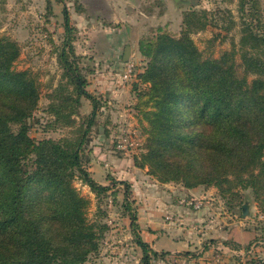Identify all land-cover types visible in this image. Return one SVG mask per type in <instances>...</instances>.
Listing matches in <instances>:
<instances>
[{"label": "rangeland", "instance_id": "rangeland-1", "mask_svg": "<svg viewBox=\"0 0 264 264\" xmlns=\"http://www.w3.org/2000/svg\"><path fill=\"white\" fill-rule=\"evenodd\" d=\"M238 3L131 0V14L122 15L130 21L117 22L112 0H0V39L18 46L15 70L29 71L37 83L39 103L28 120L30 136L37 142L79 141L93 111L87 98L80 96L78 106L68 97L79 96L60 58L67 38L64 6L69 11L74 49L70 61L100 103L82 160L99 184L110 187L98 197L79 178L73 182L91 201L88 218L94 222L99 217L108 226L92 264H143L132 212L143 240L167 235L190 245V251L174 254L167 245L153 246L158 256L151 264H264V212L252 189L232 197L214 186L188 189L182 183L161 182L143 159L151 136L148 113L155 110L151 85L142 78L152 59L143 43L161 34L181 39L184 15L195 10L207 23L191 34L203 57L220 59L236 49L234 58L243 76ZM254 3L250 19L255 18L257 29L264 33V0ZM128 46L132 51L124 62ZM123 182L130 185L129 201Z\"/></svg>", "mask_w": 264, "mask_h": 264}, {"label": "trees", "instance_id": "trees-1", "mask_svg": "<svg viewBox=\"0 0 264 264\" xmlns=\"http://www.w3.org/2000/svg\"><path fill=\"white\" fill-rule=\"evenodd\" d=\"M255 1L238 3L243 76L236 49L220 59L203 57L191 34L207 23L195 10L184 15L181 39L161 34L143 43L152 59L142 78L151 85L155 104L148 113L151 136L143 159L161 182L188 189L214 186L232 197L252 189L264 212V33L250 19ZM63 12L67 38L60 58L79 93L68 97L78 106L80 96L93 105L77 142H37L30 136L37 83L29 71L15 70L18 46L0 39V264H92L108 229L99 217L88 218L91 201L73 184L79 178L98 197L110 191L83 164V145L100 103L70 61L72 26L65 6ZM123 184L129 201L130 185ZM131 217L142 262L151 264L158 253L139 235L134 212Z\"/></svg>", "mask_w": 264, "mask_h": 264}, {"label": "crops", "instance_id": "crops-1", "mask_svg": "<svg viewBox=\"0 0 264 264\" xmlns=\"http://www.w3.org/2000/svg\"><path fill=\"white\" fill-rule=\"evenodd\" d=\"M130 1L131 0H112L113 4L118 9V13L115 15V18L117 20H115V21H117V22H118V20H119V22L130 21L129 19L125 20L122 18V15L124 14V12L126 14L130 15L132 10H133L130 6L131 5ZM129 15H127V16H129ZM119 17H121V18H119ZM158 239L159 238L157 236L148 235L146 237V241L145 240H143V241L150 245V249H151V247L153 248V246L157 247V246L167 245V248H166L167 251L171 252L172 254H174L175 252L176 253H182L184 251H190L191 250L190 245L186 240H181V239L175 240L174 238H170L167 235L164 238L162 237L159 240Z\"/></svg>", "mask_w": 264, "mask_h": 264}, {"label": "water", "instance_id": "water-1", "mask_svg": "<svg viewBox=\"0 0 264 264\" xmlns=\"http://www.w3.org/2000/svg\"><path fill=\"white\" fill-rule=\"evenodd\" d=\"M172 1L175 3V5H178V4L185 2L186 0H172ZM131 51H132V48L130 46H128L125 50L124 59H123L124 62L128 61L127 59L129 58ZM246 210H247V208L244 207V214H246Z\"/></svg>", "mask_w": 264, "mask_h": 264}]
</instances>
